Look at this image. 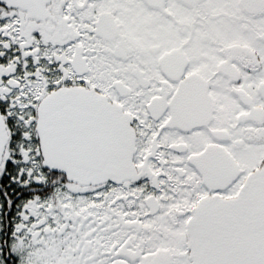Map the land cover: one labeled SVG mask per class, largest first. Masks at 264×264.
<instances>
[{
	"label": "snow or ice",
	"instance_id": "1",
	"mask_svg": "<svg viewBox=\"0 0 264 264\" xmlns=\"http://www.w3.org/2000/svg\"><path fill=\"white\" fill-rule=\"evenodd\" d=\"M0 264H264V0H0Z\"/></svg>",
	"mask_w": 264,
	"mask_h": 264
}]
</instances>
